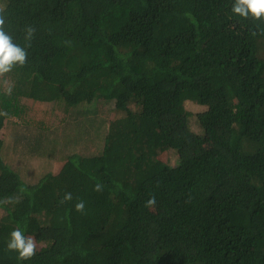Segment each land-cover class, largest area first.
<instances>
[{
	"label": "trees",
	"instance_id": "obj_1",
	"mask_svg": "<svg viewBox=\"0 0 264 264\" xmlns=\"http://www.w3.org/2000/svg\"><path fill=\"white\" fill-rule=\"evenodd\" d=\"M233 3L0 0L27 51L0 88V132L19 120L0 138V264H264V16ZM17 146L65 157L33 181ZM17 227L30 259L7 248Z\"/></svg>",
	"mask_w": 264,
	"mask_h": 264
},
{
	"label": "clouds",
	"instance_id": "obj_2",
	"mask_svg": "<svg viewBox=\"0 0 264 264\" xmlns=\"http://www.w3.org/2000/svg\"><path fill=\"white\" fill-rule=\"evenodd\" d=\"M231 11L233 14L242 18H252L259 20L264 16V0H234ZM5 18L0 15V75L6 74L12 71L13 67L19 65L24 66L27 62L26 47H22L13 42L12 36H10L4 30ZM25 41L27 47H30V41L35 33L33 26H27L25 28ZM103 184L96 183L93 190L96 192L103 191ZM72 200L71 193H65L60 203H64ZM156 203L155 196H152L146 202V207H153ZM85 209V203L80 200L75 204V210L77 212H83ZM7 248L10 251L17 252L20 260L30 259L35 255L36 242L34 237L25 236L24 232L17 227L10 233V239L7 242Z\"/></svg>",
	"mask_w": 264,
	"mask_h": 264
},
{
	"label": "rangeland",
	"instance_id": "obj_3",
	"mask_svg": "<svg viewBox=\"0 0 264 264\" xmlns=\"http://www.w3.org/2000/svg\"><path fill=\"white\" fill-rule=\"evenodd\" d=\"M11 79H12L11 71L6 74L0 75V88L2 90L5 89L8 90L10 87H12ZM10 121L12 123L19 122V120L14 117L11 118V120L10 119L7 120L5 127L0 132V138H2L5 142L10 141L12 134H16L12 132L14 126L9 123ZM33 129L32 128L26 129L27 130L26 135L28 134V132L30 131L32 132ZM21 130L22 128H19L17 134H23V131ZM15 131H16V127H15ZM15 149H16L15 152L17 154L19 153V156H14L17 164L18 163L20 164L22 162V164L25 165L26 175L29 178H31V180L33 181H36L41 174L46 173L48 171L51 173L57 172L59 162L63 160L61 159V157H65V152H59L57 154L55 153L52 155L51 153L49 154L46 153V151H44L41 154H39L38 152L31 153V151L29 152L27 148L18 147V146Z\"/></svg>",
	"mask_w": 264,
	"mask_h": 264
}]
</instances>
